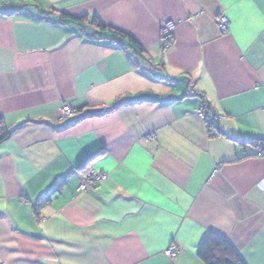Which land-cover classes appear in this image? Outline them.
I'll return each mask as SVG.
<instances>
[{
  "label": "crops",
  "instance_id": "crops-1",
  "mask_svg": "<svg viewBox=\"0 0 264 264\" xmlns=\"http://www.w3.org/2000/svg\"><path fill=\"white\" fill-rule=\"evenodd\" d=\"M50 10L97 18L145 59ZM0 117V264H207L211 232L264 264V156L247 143L264 139V0H0ZM87 170L108 178L79 191Z\"/></svg>",
  "mask_w": 264,
  "mask_h": 264
},
{
  "label": "trees",
  "instance_id": "trees-1",
  "mask_svg": "<svg viewBox=\"0 0 264 264\" xmlns=\"http://www.w3.org/2000/svg\"><path fill=\"white\" fill-rule=\"evenodd\" d=\"M25 11H28L27 6H22L11 11H6L5 13H3V15L14 16ZM43 15L58 16L59 21L62 24H65L67 20L71 21L72 23H76L80 26L81 31L84 34H86L85 26L90 25L95 30H98V32H96L92 36H88L86 34L88 38L100 40L107 39L117 44L118 48H120L125 53H129L130 51H132L133 54L141 56L145 59L144 55L146 51L137 42H135L126 34L105 27L102 23H100V21L97 20V18H93V20H89L87 17L73 18L64 13L56 12L55 10H50L49 12L45 11ZM203 108L208 109L212 108V106L205 102ZM205 122L208 126L209 132H212V129H218L212 122L208 120H206ZM218 131L221 136L222 129H218ZM10 134V127L5 123L3 118L0 117V144L4 142L10 136ZM243 143H246V141ZM247 143L254 146L260 152V155L264 156V139H251L247 140ZM99 154L100 153L92 156L89 160L80 165L82 171H84V168H88L87 166L89 165L90 161ZM88 170L90 169L88 168ZM88 170L85 171V173H87ZM45 200L48 201L49 198L45 196L40 199V202H44ZM40 202L38 201L36 205L37 213L39 211ZM199 257L207 264H245L238 252L234 249V247L228 240L212 232L209 233L203 241L199 250Z\"/></svg>",
  "mask_w": 264,
  "mask_h": 264
},
{
  "label": "built area",
  "instance_id": "built-area-1",
  "mask_svg": "<svg viewBox=\"0 0 264 264\" xmlns=\"http://www.w3.org/2000/svg\"><path fill=\"white\" fill-rule=\"evenodd\" d=\"M216 24L220 30L221 33L226 34L229 31L230 28V20L225 16L222 15L216 19ZM175 23L172 21H166L162 25L161 29V43L164 49L169 48L172 45L173 39H174V30H175ZM75 112V109H73L70 105L64 104L59 109V114L61 118L67 117V115L72 114ZM199 116L204 119V121L208 120L215 124V126L220 130L222 129V116H220L214 108H208V109H201L198 111ZM218 129H212V132H209L210 136L212 137H218L220 136V133ZM148 138L153 140L155 139V135L153 133H150L148 135ZM108 178L107 174L105 173H98L95 171H89L87 174H85L82 178L81 184L79 185L78 190L79 191H87L89 188H91L95 183H101L105 181ZM179 254V249L176 246H171L169 249L166 250V255L169 258H175Z\"/></svg>",
  "mask_w": 264,
  "mask_h": 264
},
{
  "label": "water",
  "instance_id": "water-1",
  "mask_svg": "<svg viewBox=\"0 0 264 264\" xmlns=\"http://www.w3.org/2000/svg\"><path fill=\"white\" fill-rule=\"evenodd\" d=\"M85 32L88 36H92L96 33V30L92 26L87 25V26H85ZM104 110H105L104 108L88 109L87 114L102 113V112H104ZM44 263L45 264H58L57 262L49 261V260H45Z\"/></svg>",
  "mask_w": 264,
  "mask_h": 264
},
{
  "label": "rangeland",
  "instance_id": "rangeland-1",
  "mask_svg": "<svg viewBox=\"0 0 264 264\" xmlns=\"http://www.w3.org/2000/svg\"><path fill=\"white\" fill-rule=\"evenodd\" d=\"M72 114H74V112H73ZM70 115H71V114H70ZM70 115H67V117L70 116ZM88 172H89V171H88ZM88 172H87V173H88ZM87 173H85V174H87ZM85 174H84V175H85Z\"/></svg>",
  "mask_w": 264,
  "mask_h": 264
}]
</instances>
